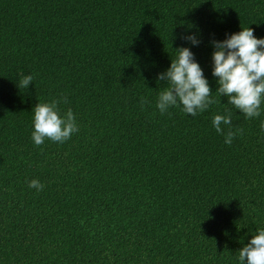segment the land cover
<instances>
[{"label":"trees","instance_id":"obj_1","mask_svg":"<svg viewBox=\"0 0 264 264\" xmlns=\"http://www.w3.org/2000/svg\"><path fill=\"white\" fill-rule=\"evenodd\" d=\"M247 27L264 37V0H0V264H238L264 228V102L245 119L215 93L210 40ZM180 46L213 92L194 117L155 107ZM54 99L78 130L34 145Z\"/></svg>","mask_w":264,"mask_h":264},{"label":"clouds","instance_id":"obj_2","mask_svg":"<svg viewBox=\"0 0 264 264\" xmlns=\"http://www.w3.org/2000/svg\"><path fill=\"white\" fill-rule=\"evenodd\" d=\"M180 38L192 47L201 42L198 31ZM210 45L213 49L210 53L211 75L216 78L217 85L215 93L219 97L224 96L227 105L238 110L245 119L259 117L264 102V37L254 36L250 27L240 28L238 32L226 33L222 40L211 39ZM173 50L174 57L170 59L169 66L156 76L166 84L158 91L155 107L161 114L176 107L194 117L214 103L213 92L190 48L180 46ZM32 79L31 74L18 73L17 85L27 88ZM59 102L55 99L37 102L32 107L30 137L34 145H41L45 139L63 143L77 132L78 125L72 110L69 108L61 114L57 107ZM231 121L230 114L217 113L211 118L212 128L223 135L225 144H230L234 136ZM259 129L264 133V120L260 121ZM28 186L36 191L43 187L35 178L28 182ZM237 252L238 264H264V228H256Z\"/></svg>","mask_w":264,"mask_h":264}]
</instances>
